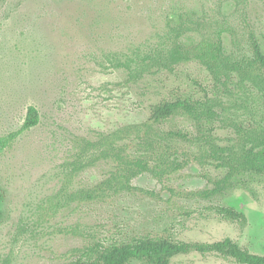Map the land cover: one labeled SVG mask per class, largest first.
Here are the masks:
<instances>
[{
  "label": "rangeland",
  "instance_id": "rangeland-1",
  "mask_svg": "<svg viewBox=\"0 0 264 264\" xmlns=\"http://www.w3.org/2000/svg\"><path fill=\"white\" fill-rule=\"evenodd\" d=\"M252 33L264 51V0H0V136L18 133L0 155V264H70L121 233L231 238L264 255V174L225 189L232 169L221 161L246 140H264V70ZM219 37L238 64L227 78L218 72L222 81L197 60L135 72L176 46L210 49L214 59ZM185 95L213 110L210 128L203 116L156 125L180 136L155 147L151 170L131 177L134 190L112 191L121 179L113 162L85 164L102 137L154 126L150 106ZM30 108L38 121L26 129ZM218 206L247 224L224 220ZM172 263L235 264L195 252Z\"/></svg>",
  "mask_w": 264,
  "mask_h": 264
},
{
  "label": "trees",
  "instance_id": "trees-1",
  "mask_svg": "<svg viewBox=\"0 0 264 264\" xmlns=\"http://www.w3.org/2000/svg\"><path fill=\"white\" fill-rule=\"evenodd\" d=\"M252 50L256 62L264 70V51L259 39L252 33L250 36ZM217 52V57L211 59L208 57L209 51H184L181 47L176 46L174 52L170 53L168 58H143L142 64L137 66L136 73L140 71L148 72L157 69L162 70L166 66H174L179 62H188L197 60L206 65L216 76L219 81L222 77L227 78V72L238 67V64H232L228 56L223 52L222 40L219 37L215 47H211ZM150 63V66L148 65ZM224 71L223 76L218 72ZM232 76L230 75L229 78ZM213 110L200 99H194L190 95L180 96L173 100H163L150 106L148 124L154 126H132L118 130L110 137H102L96 145H93L94 152L89 155L85 164L92 165L100 161L113 162L117 165L120 181H117V187L113 188L117 194L130 192L134 190L131 185V177L142 172L150 171L153 154L156 153L157 146H163V143L170 138L180 136L177 132L171 135H164L163 131H155L156 125H161L177 115H185L196 118L205 117L206 126L210 128L213 121L211 113ZM38 112L35 108H30L29 117L25 128L29 129L37 124ZM18 133L7 136H0V155L14 143ZM253 143V144H252ZM252 144L253 147L248 146ZM213 159L216 160L217 152L213 149ZM226 163L232 172L228 173L227 180L224 181L225 189L247 188L248 178L256 174H264V140L258 142L255 139L246 140L240 154L231 153L227 158L221 159ZM230 186H227V182ZM236 183L235 185H233ZM215 192V191H214ZM88 197L92 195L88 194ZM2 194L0 192V201ZM216 212L224 220L236 221L245 226L247 224L246 216L237 211L234 207L218 206ZM118 236L112 237L110 242H96L86 247L75 256L70 264H173L172 260L180 255L192 252L201 256L216 255L226 260H231L235 264H264V255L254 254L246 247L241 246L231 238H225L213 243H188L176 240L173 236Z\"/></svg>",
  "mask_w": 264,
  "mask_h": 264
}]
</instances>
